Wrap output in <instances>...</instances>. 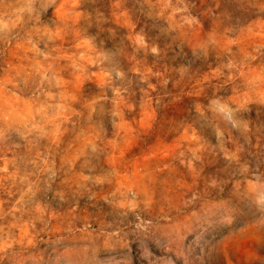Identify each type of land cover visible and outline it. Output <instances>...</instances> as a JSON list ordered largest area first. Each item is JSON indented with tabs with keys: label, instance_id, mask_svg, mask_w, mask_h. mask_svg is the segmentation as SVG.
<instances>
[{
	"label": "rangeland",
	"instance_id": "rangeland-1",
	"mask_svg": "<svg viewBox=\"0 0 264 264\" xmlns=\"http://www.w3.org/2000/svg\"><path fill=\"white\" fill-rule=\"evenodd\" d=\"M0 264H264V0H0Z\"/></svg>",
	"mask_w": 264,
	"mask_h": 264
}]
</instances>
